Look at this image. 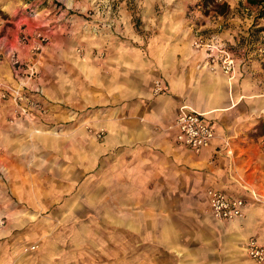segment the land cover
Instances as JSON below:
<instances>
[{"label": "crops", "instance_id": "obj_1", "mask_svg": "<svg viewBox=\"0 0 264 264\" xmlns=\"http://www.w3.org/2000/svg\"><path fill=\"white\" fill-rule=\"evenodd\" d=\"M90 1L0 0V43L17 46L22 58L30 52L20 35L51 27L38 76L26 90L35 96L32 88L41 85L37 97L50 106L36 115L39 124H65L62 134L37 135L33 153L23 137L28 118L11 123L13 103L0 105V264H264L245 249L251 236L264 244V134L247 133L254 125L249 118L264 117L257 26L264 15L256 19L257 5L249 0L218 3L224 9L210 2L209 11L204 0H136V9L119 0L120 9L107 11L110 20L99 26V10L94 19L78 15ZM197 31L239 49L243 60L233 78L204 62L205 52L192 45ZM78 44L89 53L74 52ZM0 81L19 82L5 57ZM184 103L216 128L200 151L177 138ZM86 125L104 129L105 138L97 140ZM209 187L243 196L245 214L214 217ZM82 193L120 233H48L47 209L79 208ZM192 194L197 203L185 199ZM195 208L205 216L182 226L178 218ZM129 229H136V248L128 244Z\"/></svg>", "mask_w": 264, "mask_h": 264}, {"label": "built area", "instance_id": "obj_2", "mask_svg": "<svg viewBox=\"0 0 264 264\" xmlns=\"http://www.w3.org/2000/svg\"><path fill=\"white\" fill-rule=\"evenodd\" d=\"M217 3L226 0H213ZM62 8L58 9V13H63ZM262 44L259 49L264 53V28L262 29ZM51 29L38 27L32 33L24 32L20 35L22 43H29V58H22L17 46L11 43H0V58H7L11 65L14 76L19 79L17 84H4L0 81V105L6 100L13 103V111L15 116H11L10 121H14L16 115H22L27 118H36L38 114H47L50 110L46 100L38 98L41 96L43 88L36 85L32 88L33 93L30 94L26 88L29 83L38 76V63L45 49L46 44L50 41ZM192 45L196 49L205 52L204 62L212 69H221L229 78H233L237 71L241 59L239 49L233 44L227 43L225 40L214 35H208L203 31H197ZM164 90L162 80H155L154 91L160 93ZM178 128V140L200 151L209 146L216 136V128L214 124L208 120L205 113L193 108L191 105L184 103L179 106L175 120ZM229 145V142H227ZM252 195L259 198L257 191L251 189ZM211 206V211L217 219H235L241 217L246 212V199L243 196H231L226 191L216 187H209L206 191ZM1 222H4L2 220ZM32 247H35L33 245ZM246 252L256 262H264V244L255 236L248 238L245 245Z\"/></svg>", "mask_w": 264, "mask_h": 264}, {"label": "rangeland", "instance_id": "obj_3", "mask_svg": "<svg viewBox=\"0 0 264 264\" xmlns=\"http://www.w3.org/2000/svg\"><path fill=\"white\" fill-rule=\"evenodd\" d=\"M210 2L212 3V6H210ZM91 5L83 7L80 9V11L78 12V15L80 16H85V17H89L91 19H94L95 14L98 12L101 13L100 18H97V22L100 24L99 26H104V22L110 20L109 17H107L108 12L107 11H113V10H119L120 9V2L119 0H91L90 1ZM129 7L136 9V5L137 2L136 0H129ZM257 8L258 10H256V12L258 14H256V19L259 18V16L261 15V13L264 15L263 13V9H264V2L262 1H258L256 2ZM209 6L212 8H219V9H224V7H222L221 5H219L218 3H214L213 0H204V7H205V11H209ZM261 12V13H260ZM63 13L59 14V16H61ZM64 18L61 17L60 20H63ZM58 20V19H57ZM258 30L260 28H264V24L262 25H257ZM43 27V26H41ZM48 25H45L44 28H48ZM51 29V27H50ZM260 29V30H262ZM86 32H88V29L86 30ZM74 52L78 53V54H82L85 55L87 53H89V51H87L84 47V45L78 44L74 47ZM91 55L93 56H104V51H97V52H93L91 51ZM50 108V106H49ZM19 115V114H18ZM16 115V116H18ZM39 116H41L42 114H38ZM11 115H8L7 120H9V122L11 123H16L17 118L14 117V121H10ZM27 118V117H26ZM264 117L263 116H252L251 118H249V122L248 124H254L252 127L249 128V130L247 131V133L250 136H254L257 137L259 135H262V129L259 127L261 124V120H263ZM31 124H28L27 126L29 128H26L25 130H23V137L29 142V150H31L33 153L36 152V148H37V144H36V137L37 135H39L40 133H43L46 130H49V133H51V129H55L56 131H59L60 134L64 133L65 130V124H39V122H42V119L39 118H28L27 119ZM51 122V121H49ZM13 125H17V124H13ZM26 124H18L17 126H24ZM87 129V132L89 134H91L92 136L96 137L97 140L102 141L105 138V131L102 128H97L94 127L92 125H86L85 126ZM5 152V148L0 146V153ZM7 180V179H6ZM83 184H87V181H83ZM190 198L186 197L185 199H192L193 202L197 203L199 196L198 194H192L191 196H189ZM80 200H81V204H83V206L81 207H77V208H69V207H65V208H60V207H53L51 206V208L49 207L47 209V215H48V233L49 234H63V233H70V232H79V233H86V234H90V233H100L101 235H104L105 233H120L121 229L119 227H117L116 225H109V224H105L104 222V210L103 209H96L94 207H92V205L90 206V202L89 199L87 198V194L82 193L80 195ZM43 213H46V210H41ZM146 213H149L150 210H146ZM190 213L188 212L186 214L187 218L180 216L178 218V221L182 224V226L187 225L188 223L192 226L193 222L196 220H199L200 218L204 217V216H199L201 209L200 208H195L193 210H191ZM139 214H141V212H139ZM196 217V218H195ZM198 217V218H197ZM132 228V227H130ZM150 226H146V230H144V232H148ZM191 229V228H190ZM136 229H129V241L128 244L132 245V248H136L137 245V241L131 237L132 233H135ZM115 244H121L120 241L119 242H114ZM165 259V256H162V259Z\"/></svg>", "mask_w": 264, "mask_h": 264}, {"label": "trees", "instance_id": "obj_4", "mask_svg": "<svg viewBox=\"0 0 264 264\" xmlns=\"http://www.w3.org/2000/svg\"><path fill=\"white\" fill-rule=\"evenodd\" d=\"M249 1L252 2V3H256V2H258V1H262V2H264V0H249ZM263 13H264V9H263ZM263 27H264V26H263ZM259 127L262 129V134H264V119L261 120V124H260Z\"/></svg>", "mask_w": 264, "mask_h": 264}]
</instances>
